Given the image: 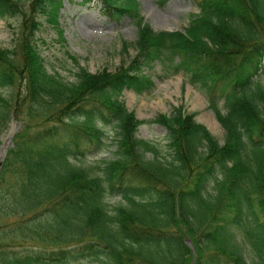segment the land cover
<instances>
[{
    "label": "trees",
    "instance_id": "trees-1",
    "mask_svg": "<svg viewBox=\"0 0 264 264\" xmlns=\"http://www.w3.org/2000/svg\"><path fill=\"white\" fill-rule=\"evenodd\" d=\"M63 1L0 0V17L22 16L14 47L0 45V88L17 89L0 92V143L24 115L0 167V264H192L187 237L195 264H264V0H198L184 31L143 23L137 0H102L137 18L138 51L76 81L50 72L38 43V15L58 26ZM160 59L206 95L223 142L183 104L155 118L167 155L138 137L123 94L150 90L144 67ZM107 125L116 156L80 162L108 146Z\"/></svg>",
    "mask_w": 264,
    "mask_h": 264
},
{
    "label": "rangeland",
    "instance_id": "rangeland-1",
    "mask_svg": "<svg viewBox=\"0 0 264 264\" xmlns=\"http://www.w3.org/2000/svg\"><path fill=\"white\" fill-rule=\"evenodd\" d=\"M25 1V0H22ZM143 22L149 23L156 30L184 29L189 23L191 13L198 12V0H138ZM26 0V4H29ZM28 7V6H27ZM41 27L37 36L41 53L45 58L48 70L68 81L77 80L80 67L92 72L108 67L111 71L119 70L121 65H128L137 54L136 39L139 23L135 16L124 14L115 17L105 10L102 0H64L59 10V25L48 21L45 14H39ZM22 24V16L0 17V45L14 47ZM63 29L64 39L59 36L58 29ZM128 48L124 49L125 42ZM177 59V58H176ZM163 63V61H161ZM155 62L145 71L154 78V85L145 92L126 89L123 98L129 107L142 120L136 134L140 138L151 140L158 144L162 153L167 155L168 147L166 127L155 118L158 114L173 112L180 104L187 112H193L195 118L205 124L213 135L224 141L226 130L217 119L215 113L208 107L205 95L190 82L189 73L185 70L175 71L173 66ZM164 63L170 64L165 61ZM264 77V74L261 75ZM15 89V90H14ZM0 88L3 94H9L16 87ZM209 112L217 123L211 128L204 116ZM23 113L13 110L7 126L1 132V144L9 143V137L19 132L23 127ZM15 120L14 129L11 125ZM108 146L89 152L80 162L96 165L99 159H110L116 156L117 146L112 141L114 128L106 126ZM146 158H152V152H146ZM2 159V158H0ZM1 166V165H0ZM120 200L119 194L110 195V206H115ZM246 256L254 262L255 253L246 249ZM72 261L69 264H78Z\"/></svg>",
    "mask_w": 264,
    "mask_h": 264
},
{
    "label": "water",
    "instance_id": "water-1",
    "mask_svg": "<svg viewBox=\"0 0 264 264\" xmlns=\"http://www.w3.org/2000/svg\"><path fill=\"white\" fill-rule=\"evenodd\" d=\"M14 122L15 121H13L12 123V125H14ZM12 139V137L10 136V138H9V140H11ZM6 152H7V144H4V146H3V148H1V145H0V157H2V158H4L5 157V155H6ZM2 164V161H0V165ZM188 243L192 246V247H194V245H193V243H192V241L190 240V239H188ZM195 260H196V256H195ZM194 260V261H195Z\"/></svg>",
    "mask_w": 264,
    "mask_h": 264
},
{
    "label": "bare ground",
    "instance_id": "bare-ground-1",
    "mask_svg": "<svg viewBox=\"0 0 264 264\" xmlns=\"http://www.w3.org/2000/svg\"><path fill=\"white\" fill-rule=\"evenodd\" d=\"M204 118L211 128H215L217 122L214 119H212L211 113L206 112Z\"/></svg>",
    "mask_w": 264,
    "mask_h": 264
}]
</instances>
